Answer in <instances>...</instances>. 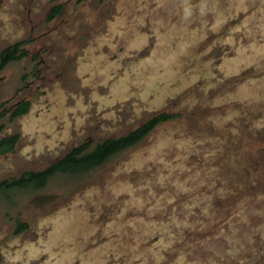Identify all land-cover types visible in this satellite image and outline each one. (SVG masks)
Masks as SVG:
<instances>
[{"label": "rangeland", "instance_id": "1", "mask_svg": "<svg viewBox=\"0 0 264 264\" xmlns=\"http://www.w3.org/2000/svg\"><path fill=\"white\" fill-rule=\"evenodd\" d=\"M25 37L0 73L2 109L31 101L0 118L20 134L0 180L180 115L88 173L0 191V264H264V0H0V51Z\"/></svg>", "mask_w": 264, "mask_h": 264}, {"label": "trees", "instance_id": "2", "mask_svg": "<svg viewBox=\"0 0 264 264\" xmlns=\"http://www.w3.org/2000/svg\"><path fill=\"white\" fill-rule=\"evenodd\" d=\"M63 9L61 3L54 5L50 18L55 17ZM32 41L31 37H25L14 41L7 46L3 47L0 51V73L12 61L20 60L28 55L29 50L26 45ZM38 56V53L34 54ZM37 73V71H34ZM1 78V76H0ZM7 101L0 102V118H3L8 113L9 120H14L20 115L28 112L31 101L29 99H21L10 110L2 107ZM180 115L174 112H159L144 122L134 127L129 132L113 137H107L98 141L93 147L88 148L91 142L82 143L81 145L74 146L60 159L51 162L47 167L40 170H25L19 176H12L0 180V191L7 192L13 189H26V190H39L45 187L48 182L57 175L67 176H80L88 173L114 156L125 151L126 149L137 145L141 142L157 125L163 121L170 120ZM3 124L0 125V128ZM19 133H12L0 138V155L7 154L13 151L19 140ZM17 232L28 227L27 222L17 220ZM1 258V256H0Z\"/></svg>", "mask_w": 264, "mask_h": 264}, {"label": "flooded vegetation", "instance_id": "3", "mask_svg": "<svg viewBox=\"0 0 264 264\" xmlns=\"http://www.w3.org/2000/svg\"><path fill=\"white\" fill-rule=\"evenodd\" d=\"M54 7V6H53ZM53 7H52V9H53ZM23 115V114H22Z\"/></svg>", "mask_w": 264, "mask_h": 264}]
</instances>
